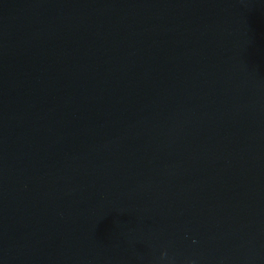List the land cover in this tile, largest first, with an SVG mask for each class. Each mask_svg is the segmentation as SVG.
I'll return each instance as SVG.
<instances>
[{"label":"water","instance_id":"95a60500","mask_svg":"<svg viewBox=\"0 0 264 264\" xmlns=\"http://www.w3.org/2000/svg\"><path fill=\"white\" fill-rule=\"evenodd\" d=\"M0 264H264V0H0Z\"/></svg>","mask_w":264,"mask_h":264}]
</instances>
